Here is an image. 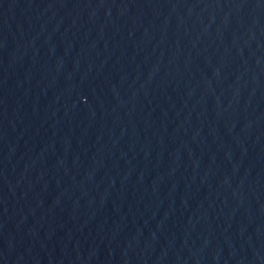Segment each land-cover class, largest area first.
Returning a JSON list of instances; mask_svg holds the SVG:
<instances>
[{
	"label": "water",
	"instance_id": "water-1",
	"mask_svg": "<svg viewBox=\"0 0 264 264\" xmlns=\"http://www.w3.org/2000/svg\"><path fill=\"white\" fill-rule=\"evenodd\" d=\"M0 264H264V0H0Z\"/></svg>",
	"mask_w": 264,
	"mask_h": 264
}]
</instances>
